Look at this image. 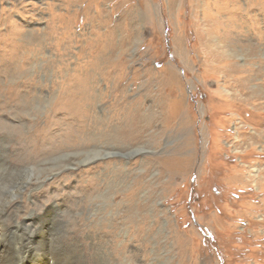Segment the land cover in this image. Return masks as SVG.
<instances>
[{"label":"rangeland","instance_id":"rangeland-1","mask_svg":"<svg viewBox=\"0 0 264 264\" xmlns=\"http://www.w3.org/2000/svg\"><path fill=\"white\" fill-rule=\"evenodd\" d=\"M78 5L0 0V154L21 166L42 152L17 220L28 206L71 234L117 224V264H264V0ZM78 93L105 95L97 120L140 107L148 126L91 161L36 164L71 145Z\"/></svg>","mask_w":264,"mask_h":264},{"label":"bare ground","instance_id":"bare-ground-1","mask_svg":"<svg viewBox=\"0 0 264 264\" xmlns=\"http://www.w3.org/2000/svg\"><path fill=\"white\" fill-rule=\"evenodd\" d=\"M63 2L70 11L73 5H78L81 2L83 3L84 0H63ZM191 3L195 11V0H191ZM82 8L84 7L79 6V8L74 11L73 16L77 17ZM54 16L57 15L54 13ZM66 16L68 17L70 15ZM55 21L57 22V20ZM64 24L68 25V23ZM64 24L57 23L56 26L52 25V27L59 30L65 29L64 26H61ZM65 32L66 31H63L62 36ZM208 35H210V33H208ZM62 39L63 37L60 40ZM207 56L212 55L208 54ZM75 96L79 102L78 106L81 108L80 114L77 115L80 125L70 133L68 137V143L71 145L67 147L65 143L63 149L59 148V146L45 148L44 153L49 157L44 158L43 161H38L36 164L42 162L44 166L48 168L47 166L50 163L59 158V153H66V155L69 156L62 157V159H67V163L64 165L67 167L75 166L86 160L91 161L89 160V153L92 152L93 149L108 148L107 150H113L114 148L119 149V147L124 144H134L135 141L137 142V138L141 137V133L146 126H148L147 121L150 116L140 107L135 109L131 108L126 111L119 110L121 112L120 114L117 113L118 120H113L111 118H109V120L108 118L104 120L102 117L101 120H97L94 108L99 101L101 102L104 100L105 95L97 93H78ZM109 111L110 109L105 110L108 114ZM124 122L127 128L124 127ZM93 132L95 134H93ZM39 144L35 152L37 156H40V153H42L38 150ZM5 150L6 148L4 147L3 151L5 152ZM4 154H0V264L118 263V259L124 254V250L116 245L117 240L114 238V232L119 228L117 224H113L108 231L104 232V236L101 237L96 236L93 231L95 228L90 227L88 224L86 228H84V233H81L82 230L80 229H75V232L71 234L69 229L67 231L65 221L53 219L48 212L44 213V215H41L35 210L29 212L28 206L25 210L26 216L17 220V216L21 212V202L18 200L19 196L26 190L25 188L28 185L32 184L37 186L41 183L40 180L42 179L41 177H31L24 169L25 166L34 163L32 161L34 160L33 158H36L34 153H29L28 156L26 155L27 157L25 158L24 165L22 164L21 166H16L12 161L7 159ZM85 158L87 159L85 160ZM79 175H81V173ZM87 180V188L90 189L94 186L98 189L96 178L89 177ZM39 193L41 192H38V194ZM135 210L136 208L131 205L129 210L130 214ZM72 224H74V226L77 225L75 222ZM79 226L82 227V224L80 223ZM105 233L107 235H105ZM131 233L134 234V230L131 231Z\"/></svg>","mask_w":264,"mask_h":264}]
</instances>
